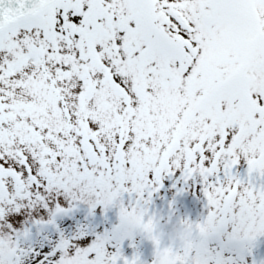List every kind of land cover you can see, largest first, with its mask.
<instances>
[{
    "label": "snow or ice",
    "instance_id": "obj_1",
    "mask_svg": "<svg viewBox=\"0 0 264 264\" xmlns=\"http://www.w3.org/2000/svg\"><path fill=\"white\" fill-rule=\"evenodd\" d=\"M177 174L207 214L167 264H257L264 0H0V264H139L123 241Z\"/></svg>",
    "mask_w": 264,
    "mask_h": 264
},
{
    "label": "rangeland",
    "instance_id": "obj_2",
    "mask_svg": "<svg viewBox=\"0 0 264 264\" xmlns=\"http://www.w3.org/2000/svg\"><path fill=\"white\" fill-rule=\"evenodd\" d=\"M244 174L245 170H241V175L243 176ZM162 183L163 187H160L159 191L154 192L152 195V197L156 198V201L151 199V202L145 206V221L149 218L154 219L152 231L142 233L137 230L132 239L124 240L121 246L122 255L129 259L133 256H138L139 264H153L155 258V247L151 239L153 235L160 239L162 251L168 245L175 243L173 232L180 227L179 223L181 220L200 222L207 214L206 200L199 189L198 182L190 181L188 185H184L180 175L177 174L172 177H166ZM181 187L184 192H179ZM123 202L125 206L134 204L135 195L129 197L125 194ZM86 215V208H82L77 213L81 222H83V218ZM116 223H118V208L110 210L106 217L97 212L95 218L91 219L92 226L97 230L110 229ZM253 256L257 264L264 261V238L259 240Z\"/></svg>",
    "mask_w": 264,
    "mask_h": 264
},
{
    "label": "clouds",
    "instance_id": "obj_3",
    "mask_svg": "<svg viewBox=\"0 0 264 264\" xmlns=\"http://www.w3.org/2000/svg\"><path fill=\"white\" fill-rule=\"evenodd\" d=\"M190 234L183 227L176 228L173 232V240L176 244L186 246L190 242ZM167 249H164L160 252L158 260L160 264H167L168 255Z\"/></svg>",
    "mask_w": 264,
    "mask_h": 264
}]
</instances>
